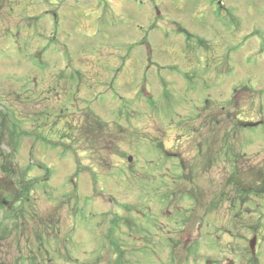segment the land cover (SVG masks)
Listing matches in <instances>:
<instances>
[{"label":"rangeland","instance_id":"rangeland-1","mask_svg":"<svg viewBox=\"0 0 264 264\" xmlns=\"http://www.w3.org/2000/svg\"><path fill=\"white\" fill-rule=\"evenodd\" d=\"M246 166L264 0H0V264H250Z\"/></svg>","mask_w":264,"mask_h":264},{"label":"flooded vegetation","instance_id":"flooded-vegetation-1","mask_svg":"<svg viewBox=\"0 0 264 264\" xmlns=\"http://www.w3.org/2000/svg\"><path fill=\"white\" fill-rule=\"evenodd\" d=\"M216 159V157H215ZM217 161V159L215 160V162ZM249 168L251 167H247L246 168V173H244L243 176L247 177H255L256 179L254 181H237V180H233V175L229 178V181H232V184H235L234 188H231L232 191L229 194V197L233 200L235 199H242L245 201V199L248 197L247 192L250 190H261V187L264 186V167H255L256 171L255 172H250ZM236 169L238 170V167H236ZM236 171V170H235ZM237 173V171H236ZM255 173V175H253ZM226 184H230L229 182H226ZM2 199V198H0ZM3 200V199H2ZM4 201H6L4 199ZM38 238V236H37ZM248 238V244H249V251H251V247H250V242L253 243L254 241V248L256 249V252L253 254L252 256L254 257L253 260H257L258 264H260V259L264 258L263 253H260L262 251V243L264 240H261V238H259L258 233L256 232V230L254 228H252V233L250 235H247ZM252 238V239H251ZM37 241V239H36ZM260 243V244H259ZM249 259V258H248ZM253 260H251L250 264H257L256 262H254Z\"/></svg>","mask_w":264,"mask_h":264},{"label":"water","instance_id":"water-1","mask_svg":"<svg viewBox=\"0 0 264 264\" xmlns=\"http://www.w3.org/2000/svg\"><path fill=\"white\" fill-rule=\"evenodd\" d=\"M247 125H256V124H258V122H248V123H246ZM130 159H131V157H130ZM251 246H252V248L254 247V241H253V243L251 242ZM254 249V248H253ZM230 264H233V262H231Z\"/></svg>","mask_w":264,"mask_h":264}]
</instances>
